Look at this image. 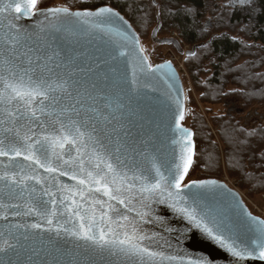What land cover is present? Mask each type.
Returning a JSON list of instances; mask_svg holds the SVG:
<instances>
[{"label": "snow or ice", "instance_id": "obj_1", "mask_svg": "<svg viewBox=\"0 0 264 264\" xmlns=\"http://www.w3.org/2000/svg\"><path fill=\"white\" fill-rule=\"evenodd\" d=\"M13 11L45 17L43 45L15 27ZM0 16L8 20L0 37V264H94L95 255L108 264H211L170 254L171 243L145 231L164 222L153 218L154 204L234 264L264 260V219L218 181L187 179L195 145L172 63L149 62L119 12L0 0ZM157 78L167 85L162 112L153 102Z\"/></svg>", "mask_w": 264, "mask_h": 264}, {"label": "trees", "instance_id": "obj_2", "mask_svg": "<svg viewBox=\"0 0 264 264\" xmlns=\"http://www.w3.org/2000/svg\"><path fill=\"white\" fill-rule=\"evenodd\" d=\"M253 1L245 21L230 0H38L37 8L108 5L130 22L141 45L148 37L156 48L161 46L152 38L157 19L156 38H175L176 33L196 54L186 55V68L225 147L228 174L240 190L257 197L264 194V120H251L256 113L251 104H264V0ZM206 17L211 19L207 25ZM207 119L186 95L182 123L192 130L195 143L187 179H219L221 159ZM198 170L200 174L193 175Z\"/></svg>", "mask_w": 264, "mask_h": 264}, {"label": "water", "instance_id": "obj_3", "mask_svg": "<svg viewBox=\"0 0 264 264\" xmlns=\"http://www.w3.org/2000/svg\"><path fill=\"white\" fill-rule=\"evenodd\" d=\"M155 1V0H152ZM38 2V0H37ZM101 6H108V5H101ZM50 7H58V6H50ZM46 7V8H50ZM110 7V6H108ZM46 8H37L38 10H43ZM112 8V7H111ZM114 9V8H113ZM73 11L77 9H72ZM116 12H118L116 9H114ZM120 13V12H119ZM7 15V14H4ZM19 15V19H13V17ZM121 16H123L120 13ZM124 17V16H123ZM125 18V17H124ZM9 19L12 20V23L15 25V27L19 30L33 33V41L35 42L33 46L39 47L45 43V40L40 39L41 36L44 34L41 33L40 29L47 25L48 21L45 20V17L43 15H36V16H23L20 14H17L13 11L12 15L9 17ZM126 19V18H125ZM127 20V19H126ZM0 37H3L4 32H7V24L8 20H4L3 16H0ZM128 21V20H127ZM130 24V22L128 21ZM160 24L159 19H157V26L155 30L153 31L152 38L154 41L159 45H169L173 46L174 49L180 53L188 55L189 51H184L180 42L176 38H156L155 33L158 29ZM131 25V24H130ZM132 26V25H131ZM133 32H137L132 26ZM139 38V37H138ZM47 40L50 41L51 37H47ZM140 40V39H139ZM141 43V42H140ZM81 44L86 48L87 44L84 41H81ZM83 50V49H81ZM193 51V50H191ZM145 56L148 58V56L145 53ZM149 60V58H148ZM164 60L159 63H164ZM150 62V60H149ZM172 63V62H171ZM154 64V65H155ZM172 70L176 73V78L179 81V88L181 92V100L184 105V114L186 109V97H185V90H184V84L182 81V78L180 77L179 73L175 69L174 65L172 64ZM167 71V69L165 70ZM153 84H155L157 91L153 93V102L156 106L157 111H163L165 110V105L168 103L167 99V85L164 82V80L157 78L156 80L152 81ZM173 96L175 93L172 94ZM184 126V125H183ZM147 127V125H146ZM155 127L154 125L152 126ZM185 127V126H184ZM187 128V127H186ZM189 129V128H188ZM191 132L192 130L189 129ZM193 133V132H192ZM193 139V137H192ZM194 142V139H193ZM195 145V143H194ZM67 180V178H64ZM205 180H216L219 184H222L226 187V189L230 190L231 193H234L236 197L238 198L239 202L243 205V207L250 212L246 204L241 199L239 193L227 186L222 180L217 178H202ZM226 199H230L226 197ZM251 213V212H250ZM252 214V213H251ZM253 216L259 217L260 219H263L260 216L254 215ZM160 217L164 221L163 223L156 222L154 219V222L152 224H146L144 226L145 231L151 235L153 232L160 233L161 237L163 239H160V243H164L165 240H167L169 243H171L172 248L169 251L170 254H185L186 257H192L193 259L198 257H203L207 260L211 261V264H234L233 257L230 256L223 248H221L218 244H216L214 241L207 238L205 235H203L199 230L190 228V226L187 225V222L183 220L181 217L176 215L167 205L164 204H154L153 205V218ZM15 222V221H13ZM5 228V222L3 220H0V230H3ZM173 229V231L169 232L166 231V229ZM187 229V230H186ZM69 247H74V245L71 244V242H68ZM94 260V264H108V262L104 259H101L99 255H95L92 257ZM246 264H264V260L256 258H251L246 261Z\"/></svg>", "mask_w": 264, "mask_h": 264}, {"label": "rangeland", "instance_id": "obj_4", "mask_svg": "<svg viewBox=\"0 0 264 264\" xmlns=\"http://www.w3.org/2000/svg\"><path fill=\"white\" fill-rule=\"evenodd\" d=\"M230 7L231 8H235L238 10L239 14H240V18L242 21H245L246 17H248V15L252 12L253 8H254V1L252 3L251 7H244L241 8L239 7V5L237 4L236 7H233L232 4L230 3ZM211 21V19L209 17H206V21L204 22L206 25ZM176 39L180 42L182 48L184 47L187 51L190 50V46L181 42V40L176 37ZM146 41L144 42V45H142L145 49H147L146 53L147 56L150 60L151 63L157 62L158 60H161L162 58H164L165 60H167V56L170 54H174V53H178L173 46H168V45H161L159 48H156L155 46H151L149 41V38L146 37L145 39ZM180 54V53H178ZM185 57L186 55H182L180 54L179 57V62H181L183 69H181L182 71V81L184 83V90H185V97L186 95H188L189 97L192 98V101L194 102L196 108L201 112V114H203L204 118L207 119V113L205 112L204 109V105L203 103L199 100L198 95L196 93V91L194 90V86L192 83V80L190 78L189 72L186 68V62H185ZM230 88H232V86H230ZM251 112L253 110L256 111V113H251L250 115H254L251 120H264V104L262 105H257V104H251ZM258 114V115H257ZM207 126L209 128V132L212 135L215 144L217 145V148L219 149V154H220V166H221V172L218 174L219 178H224L227 177L230 180H233L235 183V179L233 177H231L228 174V171L225 167V162H224V151H225V147L222 144L219 135L217 133V128L211 123L210 120L207 119ZM249 126L252 125V122H248L247 123ZM200 174V171H196L194 172L193 175L198 176ZM236 185V184H235ZM237 186V185H236ZM239 189V188H238ZM241 192H243L249 199H251L252 201L258 203L261 206H264V194H262L261 196H251L249 195L246 191L244 190H240Z\"/></svg>", "mask_w": 264, "mask_h": 264}, {"label": "built area", "instance_id": "obj_5", "mask_svg": "<svg viewBox=\"0 0 264 264\" xmlns=\"http://www.w3.org/2000/svg\"><path fill=\"white\" fill-rule=\"evenodd\" d=\"M173 36L177 37L176 33H173ZM183 50L187 51L184 47H183ZM179 57H180V54L174 53L173 55L172 54L168 55L166 58H167V60L172 62V64L174 65L175 69L177 70V72L179 73L180 77L182 78L181 69H183V67H182L181 62H179ZM219 179L222 180L227 186H229L230 188L236 190L239 193L241 199L246 204V206L248 207V209L250 210V212L252 214L260 216V217H262L264 219V206H261L258 203H256V202L252 201L251 199H249L243 192L240 191V189H238V187L235 185L233 180H230L227 177L219 178Z\"/></svg>", "mask_w": 264, "mask_h": 264}]
</instances>
